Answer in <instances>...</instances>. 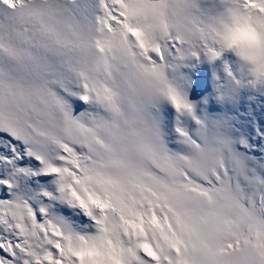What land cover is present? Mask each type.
Segmentation results:
<instances>
[{"label":"snow or ice","instance_id":"snow-or-ice-1","mask_svg":"<svg viewBox=\"0 0 264 264\" xmlns=\"http://www.w3.org/2000/svg\"><path fill=\"white\" fill-rule=\"evenodd\" d=\"M204 2L0 0V264H264V121L199 115L180 71L244 21L264 87V0Z\"/></svg>","mask_w":264,"mask_h":264},{"label":"bare ground","instance_id":"bare-ground-1","mask_svg":"<svg viewBox=\"0 0 264 264\" xmlns=\"http://www.w3.org/2000/svg\"><path fill=\"white\" fill-rule=\"evenodd\" d=\"M204 7L213 10L212 0H205ZM184 77L188 98L196 105L199 115L225 119L230 131L238 136L255 133L264 121V87L254 88L248 69L233 53H225L212 61L206 56L180 69ZM241 81L237 85L236 81ZM162 138L173 150L185 146L177 132L178 127L194 132L196 122L188 115H181L168 102H161L154 110Z\"/></svg>","mask_w":264,"mask_h":264},{"label":"clouds","instance_id":"clouds-1","mask_svg":"<svg viewBox=\"0 0 264 264\" xmlns=\"http://www.w3.org/2000/svg\"><path fill=\"white\" fill-rule=\"evenodd\" d=\"M259 39L257 33L244 21L226 22L218 36L220 43L231 45L228 50L241 61H244L242 53L255 48Z\"/></svg>","mask_w":264,"mask_h":264}]
</instances>
